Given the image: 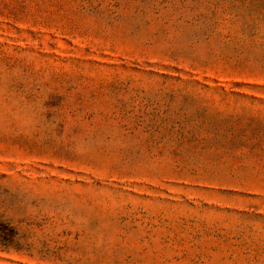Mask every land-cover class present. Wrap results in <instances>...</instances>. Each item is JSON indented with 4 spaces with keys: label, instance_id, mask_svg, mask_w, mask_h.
<instances>
[{
    "label": "rangeland",
    "instance_id": "obj_1",
    "mask_svg": "<svg viewBox=\"0 0 264 264\" xmlns=\"http://www.w3.org/2000/svg\"><path fill=\"white\" fill-rule=\"evenodd\" d=\"M0 264H264V0H0Z\"/></svg>",
    "mask_w": 264,
    "mask_h": 264
}]
</instances>
